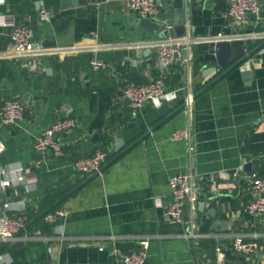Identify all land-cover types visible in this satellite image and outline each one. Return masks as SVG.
I'll list each match as a JSON object with an SVG mask.
<instances>
[{
	"label": "crops",
	"instance_id": "1",
	"mask_svg": "<svg viewBox=\"0 0 264 264\" xmlns=\"http://www.w3.org/2000/svg\"><path fill=\"white\" fill-rule=\"evenodd\" d=\"M257 2L261 19L255 26L250 12L242 21L229 17L228 0H187L186 57L164 68L152 34L135 22L139 16L127 0H0V52L15 22L33 31L30 54L0 56V106L8 98L23 104L22 118L0 116V165L13 178L0 213L26 217L15 239L0 241V264H121L119 254L142 250L143 240L149 264H264V211L245 209L254 196L250 174L264 172V38L234 36L264 31V0ZM41 8L51 11L50 20L39 19ZM226 28L229 34H222ZM219 36L232 44L226 67L247 55L220 76L224 68L214 70L209 53ZM163 39L170 37L154 40ZM93 56L105 66L92 68ZM155 77L178 88L175 95L131 108L122 96L124 85ZM187 93L193 95L190 107L184 104ZM65 115L77 123L59 134L62 153L36 151L35 136ZM187 126L190 142L170 138ZM99 147L108 151L100 171L74 168L77 157ZM246 163L237 178L229 173ZM18 168L24 171L20 180ZM188 171L201 191L196 236H184L187 206L181 220L165 211L173 199L169 177ZM211 176L218 186H211ZM65 191L67 197L59 198ZM48 196L55 197L51 205L43 202ZM57 203L65 213L45 220ZM236 233L256 239L257 252L234 251L230 240Z\"/></svg>",
	"mask_w": 264,
	"mask_h": 264
},
{
	"label": "built area",
	"instance_id": "2",
	"mask_svg": "<svg viewBox=\"0 0 264 264\" xmlns=\"http://www.w3.org/2000/svg\"><path fill=\"white\" fill-rule=\"evenodd\" d=\"M127 7L135 12L139 17L157 19L160 12V5L157 0H127ZM252 13L255 17V26L260 21V6L257 0H228L227 15L232 19L242 21L247 13ZM40 20H50L51 11L41 8L38 12ZM235 37L244 38H264V31H251L249 33H235ZM220 37V36H219ZM33 31L26 23L15 22L10 32L8 47L0 52V56L8 54L28 55L33 51ZM156 48V57L161 67L170 66L178 56V45L182 43L186 48L189 44L187 37H178L174 39L152 40ZM92 68L105 66V62L97 57L89 60ZM188 82V79H186ZM178 88H167L163 77H155L147 82L129 81L122 89V96L127 104L138 109L144 103L151 100H162L173 97ZM193 95L187 93L184 98V104L188 107L192 105ZM0 116L4 121H11L23 117V104L19 99H5L0 106ZM77 121L73 116L65 115L57 117L52 123L46 126L38 135L35 136L33 147L36 151L51 150L55 154L62 153V142L59 134L74 127ZM192 137L191 127L175 129L171 134L172 140H183L190 142ZM4 150V143L0 138V155ZM108 151L101 147L94 149L91 153L79 156L74 160V168L83 173H93L100 171L103 163L106 161ZM16 179L23 178L24 171L21 168L16 170ZM27 172V171H26ZM6 170L0 165V174L5 177L0 178V193L13 183V178L6 176ZM211 186H218L214 176L210 177ZM168 186L173 199L169 202L165 211L166 214L176 220H181L185 207L189 208V217L186 220L189 229L184 232V236H196L194 232V209L196 201L201 193L198 185V178L191 172L176 173L169 177ZM250 188L254 196L245 203V209L250 214H260L264 211V172H252L250 174ZM65 213V208L60 207L53 212L44 215V219L52 221L56 215ZM26 226V217L24 214H9L5 210L0 213V241L8 242L15 239L19 232ZM143 249L119 254L121 264H149L146 257V240L141 242ZM231 248L237 253L250 255L257 252L260 245L254 238H248L243 233H236L230 240ZM50 247L47 248L50 251ZM99 249H103L100 245ZM220 247H217L219 250ZM31 264H61L51 259H42Z\"/></svg>",
	"mask_w": 264,
	"mask_h": 264
},
{
	"label": "water",
	"instance_id": "3",
	"mask_svg": "<svg viewBox=\"0 0 264 264\" xmlns=\"http://www.w3.org/2000/svg\"><path fill=\"white\" fill-rule=\"evenodd\" d=\"M157 1L160 5V12L157 18L158 20L147 17H138L136 18L135 22L152 34V37L150 38L151 40H154L156 37L163 38L166 35H168L171 39L184 36L186 27L184 25L183 10L187 4V0H171V2L168 0ZM74 4H76V1H74ZM76 10L79 13L85 14V10L82 7H77ZM229 32L230 30L226 28L224 31H222V34H229ZM178 48L179 53L175 52V56H181L183 58L186 57V48L184 45L180 43ZM209 53L213 54L215 57L216 66L213 67L214 70L217 69V66L219 69L224 68V70L218 76L229 71L239 62L244 61L247 56L244 55L230 66L226 67L232 53V44L231 40L224 36L217 37L214 40L213 46L209 49ZM46 71L47 74L50 73L49 69ZM248 166L249 163H246L239 169L229 170V173L235 174L237 178L238 174L241 173V170H247ZM11 192L12 188L7 187L5 191L0 194V208H4L6 198L10 196ZM201 201L203 204L204 200ZM211 212H213V209H211ZM4 245L5 243H3L0 248ZM219 257H221V255H219Z\"/></svg>",
	"mask_w": 264,
	"mask_h": 264
},
{
	"label": "trees",
	"instance_id": "4",
	"mask_svg": "<svg viewBox=\"0 0 264 264\" xmlns=\"http://www.w3.org/2000/svg\"><path fill=\"white\" fill-rule=\"evenodd\" d=\"M193 72H194V74H196V73H198L199 72V68H197L196 70L195 69H193ZM178 76H179V78H180V75L178 74ZM178 76H175L174 78H175V80H178ZM259 173H261V172H259ZM67 191H65V192H62L60 195H58V197L59 198H61V199H65L66 197H67ZM50 196H48L46 199H44V204L45 205H51V204H53V201H54V199H55V197H52V199H51V197L49 198ZM58 205H59V203H57L56 205H54L53 207H51L48 211H47V213L48 212H51V211H54L55 209H56V207H58Z\"/></svg>",
	"mask_w": 264,
	"mask_h": 264
}]
</instances>
